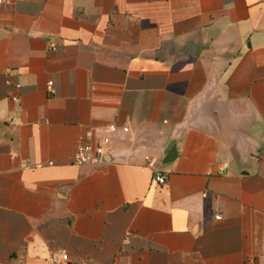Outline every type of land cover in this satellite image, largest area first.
<instances>
[{
	"label": "crops",
	"instance_id": "obj_1",
	"mask_svg": "<svg viewBox=\"0 0 264 264\" xmlns=\"http://www.w3.org/2000/svg\"><path fill=\"white\" fill-rule=\"evenodd\" d=\"M65 253L264 264V0L0 4V264Z\"/></svg>",
	"mask_w": 264,
	"mask_h": 264
},
{
	"label": "built area",
	"instance_id": "obj_2",
	"mask_svg": "<svg viewBox=\"0 0 264 264\" xmlns=\"http://www.w3.org/2000/svg\"><path fill=\"white\" fill-rule=\"evenodd\" d=\"M4 1L5 0H0V4H2ZM52 85V82L48 83L49 88H51ZM14 101H17V99L14 98ZM122 130L124 132L129 131L127 127H124ZM118 131L119 127L115 124H112L107 127V129L105 130V134L102 135L96 143H85L80 145L74 154V165H97L101 163L104 156L111 149L113 135H115ZM147 159L149 160L148 157ZM152 182L153 184L165 185L167 183V177L155 171ZM60 264H69V256L66 253L62 255V260Z\"/></svg>",
	"mask_w": 264,
	"mask_h": 264
},
{
	"label": "water",
	"instance_id": "obj_3",
	"mask_svg": "<svg viewBox=\"0 0 264 264\" xmlns=\"http://www.w3.org/2000/svg\"><path fill=\"white\" fill-rule=\"evenodd\" d=\"M175 159H176V147L174 144H169L166 147L165 158H164L163 163L165 164L171 163L175 161Z\"/></svg>",
	"mask_w": 264,
	"mask_h": 264
}]
</instances>
